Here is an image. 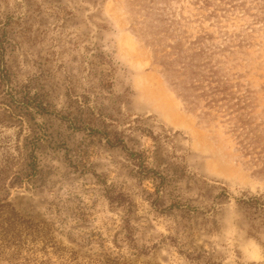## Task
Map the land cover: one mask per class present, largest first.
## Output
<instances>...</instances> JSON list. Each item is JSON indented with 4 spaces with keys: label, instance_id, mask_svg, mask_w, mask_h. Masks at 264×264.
I'll return each instance as SVG.
<instances>
[{
    "label": "rangeland",
    "instance_id": "rangeland-1",
    "mask_svg": "<svg viewBox=\"0 0 264 264\" xmlns=\"http://www.w3.org/2000/svg\"><path fill=\"white\" fill-rule=\"evenodd\" d=\"M0 226L41 236L0 264H264V0H0Z\"/></svg>",
    "mask_w": 264,
    "mask_h": 264
},
{
    "label": "trees",
    "instance_id": "trees-1",
    "mask_svg": "<svg viewBox=\"0 0 264 264\" xmlns=\"http://www.w3.org/2000/svg\"><path fill=\"white\" fill-rule=\"evenodd\" d=\"M40 237V231L32 226H0V255H6L11 248L19 252L26 243L35 244ZM42 241L46 246L50 243L48 239Z\"/></svg>",
    "mask_w": 264,
    "mask_h": 264
}]
</instances>
